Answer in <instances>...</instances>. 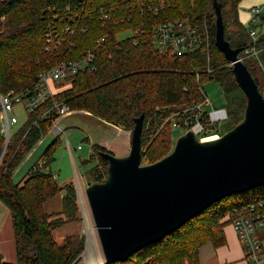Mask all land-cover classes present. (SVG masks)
<instances>
[{
	"label": "trees",
	"instance_id": "16d2710c",
	"mask_svg": "<svg viewBox=\"0 0 264 264\" xmlns=\"http://www.w3.org/2000/svg\"><path fill=\"white\" fill-rule=\"evenodd\" d=\"M216 1L221 5L224 39L229 46L243 51L253 46L264 49V34L253 43L249 28L239 21L241 0ZM97 6L112 9L115 20L101 22ZM55 16L68 25L74 19L75 24L83 25L87 31L73 37L65 35L64 47L47 52L44 34ZM258 19L262 23L259 27L264 26V17L259 14ZM168 20L188 21L199 32H206L207 40L195 52L181 57L160 54L153 45L152 29ZM126 30L138 33L118 39ZM101 38L105 40L94 52L95 70L78 74L69 89L27 113L22 128L9 136L0 161V202L10 214L16 264H73L84 250L85 240L80 235H68L61 243L53 237L58 227L79 220L74 185L60 187L50 171L53 154L60 144L58 136L19 183L13 180L14 171L57 119L55 112L47 113L52 102L65 104L72 112L87 113L104 125L127 132L133 130L134 120L143 116L140 144L142 162L146 165L172 151L170 120L184 130L191 125L185 127L184 121L194 120L195 107L204 101L203 85L207 82L218 83L224 92L225 132L244 117L246 97L234 80L230 63L214 43L213 0H0V95L30 89L37 75L61 61L81 59L93 51L95 42ZM70 44L73 49L67 48ZM242 63L259 87L258 70L250 69L245 60ZM201 121L206 123L205 115ZM215 131L220 136L223 133L218 127ZM3 146L0 132V154ZM91 151L87 159L80 160L81 166L95 163L88 172V184L105 179L107 161L99 152H109L99 145H93ZM249 192L253 195L245 198L243 195ZM61 193L63 219H51L44 204ZM259 203L264 204V186L224 198L125 262L110 264H198L201 247L225 245V218Z\"/></svg>",
	"mask_w": 264,
	"mask_h": 264
},
{
	"label": "water",
	"instance_id": "95a60500",
	"mask_svg": "<svg viewBox=\"0 0 264 264\" xmlns=\"http://www.w3.org/2000/svg\"><path fill=\"white\" fill-rule=\"evenodd\" d=\"M213 10L215 46L230 63L246 97L242 121L219 138L204 142L188 130L165 157L141 165L143 116L135 119L127 155L99 152L107 161L106 177L85 188L100 254L89 249L86 239L73 264L125 262L211 204L264 186V94L239 61L243 50L232 49L225 41L221 5L216 0Z\"/></svg>",
	"mask_w": 264,
	"mask_h": 264
},
{
	"label": "built area",
	"instance_id": "2783aa9c",
	"mask_svg": "<svg viewBox=\"0 0 264 264\" xmlns=\"http://www.w3.org/2000/svg\"><path fill=\"white\" fill-rule=\"evenodd\" d=\"M148 9L153 11L151 8ZM97 10L99 11V20L101 22H113L115 20L112 17V9H106L105 6H97ZM251 12V21L257 22L260 10L253 8ZM74 21V19L71 20L72 25H68L59 16L54 17V21L47 26L44 34L45 50L47 52L57 51L59 48L64 47L65 35L73 37L78 32L85 33L87 31L86 27L78 23L75 24ZM56 22L59 24H56ZM247 32L252 42L256 43L259 35L264 34V26L249 28ZM123 33H127V30L121 34ZM137 33L138 31L129 32L128 37H134ZM124 39H127V36L121 40ZM152 39L154 48L160 54L176 58L195 52L203 41L207 40V34L206 32H199L186 20H168L155 24L152 29ZM104 40L105 38H101L96 41L93 51H88L81 56V59L61 61L49 71L40 73L30 89L21 91L18 94L10 92L6 96L0 95V132L4 139V145L8 144L11 127L18 123L17 118L12 115L14 105H21L26 113H32L56 94L68 89L67 85H70L78 74L94 71V52ZM67 48L73 49L74 46L70 44L67 45ZM257 55V49L253 46L248 50L242 51L238 58L239 61L243 62L248 57H257ZM209 103L208 98L205 96L203 103L195 107L194 120L190 123L187 120L184 121L185 127L191 124L185 130H191L198 140L205 138L206 135H209L207 137L215 136L218 138L219 132L215 131L216 127L219 128L221 122L227 121V113L224 108L213 109L210 112L203 110V106ZM51 111L57 114V119L54 121L50 131L57 137L62 132V129L57 125L58 119L68 116L72 111L67 105L58 102H52L47 113ZM186 112L184 111V114ZM203 115L206 117L205 124L201 121ZM3 149L0 158L4 156L5 152H3ZM225 221L233 227L241 243L245 263L264 264V245L257 238L258 230L264 226V204L250 205L243 210L235 211L226 217Z\"/></svg>",
	"mask_w": 264,
	"mask_h": 264
},
{
	"label": "rangeland",
	"instance_id": "374dc122",
	"mask_svg": "<svg viewBox=\"0 0 264 264\" xmlns=\"http://www.w3.org/2000/svg\"><path fill=\"white\" fill-rule=\"evenodd\" d=\"M125 36L128 37L129 33L119 34L118 39H122ZM257 52V57H248L245 60V64L250 69L255 68L258 70L259 88L264 94V49H257ZM71 85L72 83L67 85L68 89L71 87ZM203 92L210 102L209 104L203 106V110L210 112L213 109H222L226 107L227 104L224 92L218 83L212 81L205 83L203 85ZM86 114L87 113L82 112H71L68 116L60 118L57 121L58 127L62 129L61 134L58 136L60 139V144L53 154L54 161L49 167L50 171L55 176L57 184L60 187L69 183H72L75 188L77 187L78 213L76 216L79 218L78 221L63 224L53 231V237L58 243H61L68 235H80L86 241L88 236V227L85 220L86 211L83 208L82 197L85 200L87 211L91 218L93 227L94 224L86 198L85 188L88 185V183H86L88 172L92 167L95 166V163H91L87 166H81L80 160L87 159L90 156L93 145H100V143L103 141L110 140L112 137H115V133L112 132L109 127H105L104 123L95 117ZM12 115L17 118L18 123L11 127V135H13L18 129L22 128L27 120V113L24 111L23 107L18 104L14 105ZM170 122V131L174 146L176 139L183 135L186 130L180 126L177 127L173 119H171ZM226 124L227 121L221 122V124H219V128L223 132L221 135L225 133ZM55 137L56 136H54L50 131L45 137L35 144L31 152L14 171L13 180L15 183H19L24 178L31 166H33L39 160L42 152L54 140ZM218 137H220V135H218ZM86 138L88 141H85ZM141 165L146 164L145 162H141ZM62 195L63 194L61 193L54 199L47 201L44 204V209L48 214L51 215V219H63V206L61 200ZM252 195L253 192H249L243 196L245 198H249ZM260 230L261 229L258 231ZM92 239H94L92 243L94 248L91 250L94 253L96 250L100 252L96 235L95 238L93 237ZM79 264H84V262L81 261Z\"/></svg>",
	"mask_w": 264,
	"mask_h": 264
},
{
	"label": "crops",
	"instance_id": "0c3cea01",
	"mask_svg": "<svg viewBox=\"0 0 264 264\" xmlns=\"http://www.w3.org/2000/svg\"><path fill=\"white\" fill-rule=\"evenodd\" d=\"M253 8H258L260 17H264V0H241L238 5V18L244 27L251 28L257 25L259 28L262 24L260 19L257 22L251 21ZM104 126L109 127L115 133V137L98 145L111 152L115 157L127 155L130 148V132L109 125ZM223 232L226 240L225 245L215 248L211 244H206L201 247L198 252V264H246L241 243L233 227L227 223ZM257 238L264 245V226L257 232ZM2 263L16 264V254L10 214L0 202V264Z\"/></svg>",
	"mask_w": 264,
	"mask_h": 264
},
{
	"label": "bare ground",
	"instance_id": "6f19581e",
	"mask_svg": "<svg viewBox=\"0 0 264 264\" xmlns=\"http://www.w3.org/2000/svg\"><path fill=\"white\" fill-rule=\"evenodd\" d=\"M215 138H217V137H214V136H212V137H205V138H202L201 139V141H208V140H213V139H215ZM81 193V192H80ZM82 194V193H81ZM81 197H82V195H81ZM82 203H83V208H84V210L86 211V213H85V220H86V224H87V227H88V236H87V240H88V246L89 247H91V248H89V249H92V248H94L93 247V245H92V243H93V241H94V239H92L93 237L95 238V235H96V231H95V228H94V226L92 227V223H91V218H90V216H89V213H88V211H87V206H86V203H85V200H84V198L82 197ZM94 228V229H93ZM94 231H95V233H94ZM89 238H91V239H89ZM97 238V237H96ZM96 250V249H95ZM95 253H97V254H100V252L98 251V250H96L95 251Z\"/></svg>",
	"mask_w": 264,
	"mask_h": 264
},
{
	"label": "clouds",
	"instance_id": "9594fccd",
	"mask_svg": "<svg viewBox=\"0 0 264 264\" xmlns=\"http://www.w3.org/2000/svg\"><path fill=\"white\" fill-rule=\"evenodd\" d=\"M219 138V137H218Z\"/></svg>",
	"mask_w": 264,
	"mask_h": 264
}]
</instances>
